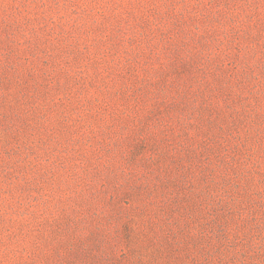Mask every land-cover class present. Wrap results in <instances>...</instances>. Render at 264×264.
Returning a JSON list of instances; mask_svg holds the SVG:
<instances>
[{"label": "rangeland", "instance_id": "obj_1", "mask_svg": "<svg viewBox=\"0 0 264 264\" xmlns=\"http://www.w3.org/2000/svg\"><path fill=\"white\" fill-rule=\"evenodd\" d=\"M0 264H264V0H0Z\"/></svg>", "mask_w": 264, "mask_h": 264}]
</instances>
